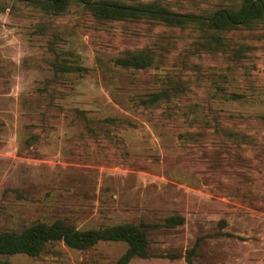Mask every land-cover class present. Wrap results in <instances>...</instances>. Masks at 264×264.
I'll list each match as a JSON object with an SVG mask.
<instances>
[{"label":"rangeland","instance_id":"1","mask_svg":"<svg viewBox=\"0 0 264 264\" xmlns=\"http://www.w3.org/2000/svg\"><path fill=\"white\" fill-rule=\"evenodd\" d=\"M118 1L203 14L241 0ZM221 37L0 0V233L142 222L146 255L128 264H264V28ZM133 54L148 64H115ZM127 248L4 260L116 264Z\"/></svg>","mask_w":264,"mask_h":264},{"label":"trees","instance_id":"2","mask_svg":"<svg viewBox=\"0 0 264 264\" xmlns=\"http://www.w3.org/2000/svg\"><path fill=\"white\" fill-rule=\"evenodd\" d=\"M34 5L44 12L62 13L71 5L86 9L95 19L111 22L146 21L167 28H192L200 32L201 39L221 43L223 33L241 28H264V0H241L237 7H224L210 13L190 14L171 11L159 2L123 3L118 0H12ZM115 64L124 68H142L148 63L142 54L115 59ZM182 219L171 216L164 225L173 227ZM145 223L138 225L118 224L97 229L80 230L62 220L51 223L35 222L20 232L0 233V264H11L5 256L24 254L35 257L47 245L61 242L69 248L83 250L98 242H124L126 252L116 264H128L134 257H144L148 244Z\"/></svg>","mask_w":264,"mask_h":264}]
</instances>
